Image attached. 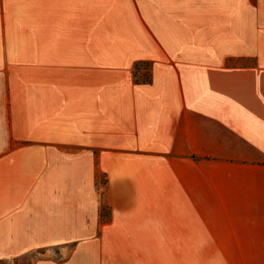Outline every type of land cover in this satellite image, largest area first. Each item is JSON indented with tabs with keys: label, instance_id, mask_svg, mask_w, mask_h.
I'll list each match as a JSON object with an SVG mask.
<instances>
[{
	"label": "crops",
	"instance_id": "crops-1",
	"mask_svg": "<svg viewBox=\"0 0 264 264\" xmlns=\"http://www.w3.org/2000/svg\"><path fill=\"white\" fill-rule=\"evenodd\" d=\"M257 2L255 41L264 44V0ZM195 9L204 11L195 35L169 33L157 44L150 39L145 53L108 57L103 66L117 71L108 86L115 96L96 99L87 107L92 118L74 120L67 131L106 140L110 150L140 151V172L130 175L136 188L141 182L146 219L155 211L179 225L262 228L228 230L212 244L219 246L205 248L264 249V45L253 65L239 64L243 52L214 51L212 4ZM216 10L220 23L229 20L226 3ZM234 25L240 34L227 41H244V22L236 16ZM140 63L150 65L149 83L133 79ZM91 165L86 150H0V260L96 232L95 205L85 213Z\"/></svg>",
	"mask_w": 264,
	"mask_h": 264
},
{
	"label": "rangeland",
	"instance_id": "rangeland-1",
	"mask_svg": "<svg viewBox=\"0 0 264 264\" xmlns=\"http://www.w3.org/2000/svg\"><path fill=\"white\" fill-rule=\"evenodd\" d=\"M203 2L213 9L212 49L243 52L239 64L253 65L252 54L264 45L255 41L257 0H0V150L90 152L86 219L94 205L97 211L94 234L0 264H264V249L205 248L219 246L212 244L223 242L228 230L262 228L206 226L205 220L179 225L155 211L146 219L141 182L136 188L130 175L140 172V151L110 150L106 140L67 131L74 120L92 118L87 107L96 99L115 96L108 86L117 71L103 66L108 57L145 53L150 39L157 44L169 33L195 35V19L204 13L195 6ZM225 3L229 20L220 23L216 9ZM236 16L244 22L242 42L227 41L240 34ZM136 67L151 76L148 63ZM110 183L116 194L109 198Z\"/></svg>",
	"mask_w": 264,
	"mask_h": 264
},
{
	"label": "trees",
	"instance_id": "trees-1",
	"mask_svg": "<svg viewBox=\"0 0 264 264\" xmlns=\"http://www.w3.org/2000/svg\"><path fill=\"white\" fill-rule=\"evenodd\" d=\"M135 69H136V70H135L134 75H135V77H136V81H137V82H140V83H149V82L151 81V76H147V75L141 74V73L139 72L140 70H139L138 67H136ZM24 257H25V256L20 257V258H17V259H15V260L18 261V262H20V261L24 260Z\"/></svg>",
	"mask_w": 264,
	"mask_h": 264
}]
</instances>
